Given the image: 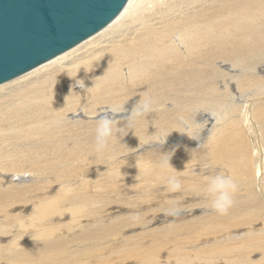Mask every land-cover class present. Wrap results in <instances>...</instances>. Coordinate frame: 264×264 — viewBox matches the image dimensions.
I'll list each match as a JSON object with an SVG mask.
<instances>
[{
  "label": "bare ground",
  "instance_id": "obj_1",
  "mask_svg": "<svg viewBox=\"0 0 264 264\" xmlns=\"http://www.w3.org/2000/svg\"><path fill=\"white\" fill-rule=\"evenodd\" d=\"M145 94L157 110L96 154L99 117ZM166 152L188 173L180 192L161 179ZM217 173L239 184L226 215L198 191ZM169 200L189 210L164 215ZM127 260L264 264V0H128L0 84V264Z\"/></svg>",
  "mask_w": 264,
  "mask_h": 264
},
{
  "label": "water",
  "instance_id": "obj_2",
  "mask_svg": "<svg viewBox=\"0 0 264 264\" xmlns=\"http://www.w3.org/2000/svg\"><path fill=\"white\" fill-rule=\"evenodd\" d=\"M128 0H0V84L111 22Z\"/></svg>",
  "mask_w": 264,
  "mask_h": 264
},
{
  "label": "clouds",
  "instance_id": "obj_3",
  "mask_svg": "<svg viewBox=\"0 0 264 264\" xmlns=\"http://www.w3.org/2000/svg\"><path fill=\"white\" fill-rule=\"evenodd\" d=\"M74 87L86 88L83 81H77ZM158 102L149 94H145L138 100L129 111L124 104L112 105L104 114H102L95 128V148L96 154H103L109 150L110 143L121 132L125 136L129 131L134 130L136 124L148 114L157 110ZM126 114V115H125ZM122 117L124 123L118 127L117 118ZM182 126L188 127V122L185 118H180ZM167 138V137H166ZM166 138L161 143L160 140L155 141L163 145ZM172 156L166 153H161L159 168L161 170V179L168 193L180 192L184 188L181 177L188 175L187 172L176 170L170 163ZM205 167H208L205 165ZM239 190L238 181L232 176L223 173H217L207 178L203 187L198 191L207 201V206L221 215H226L229 209L234 204V197ZM168 207L164 210V215L170 217H179L189 209L186 206H181L180 201H167Z\"/></svg>",
  "mask_w": 264,
  "mask_h": 264
},
{
  "label": "rangeland",
  "instance_id": "obj_4",
  "mask_svg": "<svg viewBox=\"0 0 264 264\" xmlns=\"http://www.w3.org/2000/svg\"><path fill=\"white\" fill-rule=\"evenodd\" d=\"M258 67H259V68H260V67L262 68V66H258ZM261 68L258 69V70H261ZM209 112H210V111H206V113H209ZM196 114H198V113H196ZM196 114H195V115H196ZM195 115H194V116H195ZM194 116H193V118H194ZM192 123L195 124L194 122H192ZM205 135H206V133H205ZM205 135H203V136H205ZM193 143H195V142H192V141H191V144H190L191 147H194V146H192ZM197 146H198V145H197ZM196 148H197V147H195V148H193V149H196ZM190 149H192V148H190ZM193 149H192V150H193ZM171 219H172V218H171ZM130 261H131V260H127L124 264H132V261H131V262H130Z\"/></svg>",
  "mask_w": 264,
  "mask_h": 264
}]
</instances>
